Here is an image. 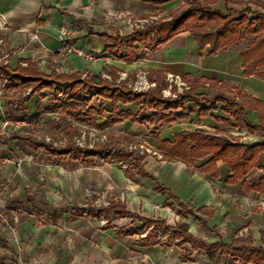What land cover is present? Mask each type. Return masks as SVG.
Instances as JSON below:
<instances>
[{"label": "crops", "instance_id": "0c3cea01", "mask_svg": "<svg viewBox=\"0 0 264 264\" xmlns=\"http://www.w3.org/2000/svg\"><path fill=\"white\" fill-rule=\"evenodd\" d=\"M223 1L234 10L250 8L249 4L237 5L228 0L210 1L208 5L219 8ZM178 4L182 5L177 0L163 5H154L150 0H0V74L8 76L1 68L10 72L34 69L55 82L50 90L36 94L43 97L48 91L52 95L46 105L37 102L29 111V102L26 104L25 115L42 122L41 126L11 133L2 138L10 139L6 142L0 138L9 147L11 157L28 161L19 173L12 165L0 169V264H243L227 254L228 247L249 244L264 249V194L247 190L264 176V151L257 153L259 168L229 183L231 174L225 163L215 162L217 178H211L196 171L210 155L190 164L166 160L153 138L171 143L180 133L202 131L241 144L263 142L260 130L248 132L234 127L221 103L212 102L205 116H199L188 103L179 111L183 118L156 126L127 120L107 122L119 113L149 118L151 112L138 102L116 103L112 108L106 99L90 98L88 107L95 110L90 116L93 125L89 118L77 122L45 109L52 99L67 103L73 97L85 98L70 78L132 92L138 72L151 85L139 93L153 90L156 79H160V96L165 100L189 91L187 81L194 79L204 82L192 90L193 94L236 99L238 91L264 105V80L243 76L241 49L235 45L209 55L207 46L198 49L188 32L181 30L148 54L141 53L150 31L156 29L160 34L159 25ZM259 5L252 7L260 11ZM145 20L148 22L142 23ZM61 28L74 31L66 43L92 53L95 61L63 54L57 37ZM146 31L147 36L142 38L133 35ZM34 36L38 41L32 40ZM122 48L124 55L119 54ZM167 76L177 79L179 85L167 83ZM8 86L3 94L9 91ZM62 90L67 98L60 100L57 93ZM243 113L251 126L259 125L255 111L244 108ZM50 126L63 140L78 133L75 135L79 138L95 142L74 144V152L70 148L63 152L51 150L50 156L64 154L62 162L51 163L48 146L39 141V133ZM84 126L88 127L87 133ZM12 135L18 137L11 139ZM105 136L108 142L99 145ZM30 139L37 140L34 143L39 147L30 144ZM131 143L136 146L130 147ZM131 150L143 158L128 173L126 167L103 163L99 157L129 155L134 153ZM38 155L50 163L29 161ZM155 185L165 188L193 215L179 211L167 195L154 192ZM201 208L210 210V214L197 213ZM179 225L206 246H223L221 254L210 258L191 248L176 236Z\"/></svg>", "mask_w": 264, "mask_h": 264}, {"label": "trees", "instance_id": "16d2710c", "mask_svg": "<svg viewBox=\"0 0 264 264\" xmlns=\"http://www.w3.org/2000/svg\"><path fill=\"white\" fill-rule=\"evenodd\" d=\"M176 0H150L154 5H163ZM186 6L181 15L168 24H160L159 32L163 37L158 43H163L174 37L179 31H187L192 37L198 49H203L207 46L209 55L215 54L219 49H223L230 45H235L246 37H251L247 46L240 50V58L242 60V74L245 77L254 76L264 80V5H259L260 11L251 10L249 7H244L239 10L227 8L225 2L219 8H210L209 3L202 5L199 0H177ZM213 3L218 0H212ZM188 21H193V26H187ZM207 29V30H206ZM147 32H134L133 35L137 38L147 36ZM1 70L8 75L13 84L8 86V90L23 88L30 90L26 96H20L17 100H4L3 104L6 109L15 111L16 114H6L9 118L23 117L32 120L33 117L25 115L26 104L30 99L42 92L50 90L55 84L50 77H46L37 73L34 69L19 68L14 72H10L5 68ZM73 80L75 87L81 89L85 98L73 97L67 103L56 102L52 99L46 111L60 112L65 117H70L77 122H83L89 118L90 124L93 125L90 116L95 113L93 108H89L90 98L97 96L106 99L110 102L113 108L116 103L127 104L138 102L144 110L151 112L149 118L137 119L127 113H119L113 115L108 123H116L122 120H127L130 123H147L150 126L158 124H168L175 119L183 118L179 111L184 110L186 104L192 103L196 108L199 116H205L212 109V102L222 104V111L227 113L232 119L234 127L245 128L248 132L260 130L262 132L263 142L255 145H247L237 143L235 140H224L209 136L202 131H194L192 133H180L175 136L173 142L161 141L156 136H153L158 145L160 155L166 160L181 161L185 164H190L194 159H203L207 156L211 158L203 165L196 168L201 174H208L211 178H217L215 162L221 161L226 164L231 176L227 182L233 183L240 180L251 169L259 168L257 163V153L264 151V105L259 101L249 98L236 92V99L223 98L216 96L208 98L204 95H196L192 90L200 85L194 79H189L187 83L190 85V90L178 95L174 100H165L160 96V90L163 83L160 79H156V87L153 90H148L144 93H135L121 89L109 90L105 85L93 86L91 82L84 83L76 77L70 78ZM251 109L258 115L259 125L251 126L245 119L243 109ZM17 135H12L11 139L17 138ZM1 138V141H9ZM29 141V140H27ZM30 144L38 146L33 141ZM33 142V143H32ZM257 191L264 194V176L261 177L256 185H253L247 190ZM154 192L167 195L182 213L193 215L187 206L172 198L168 191L158 185H155ZM209 211V212H208ZM197 213L209 215L210 210L198 209ZM176 236H181L185 242H188L193 249L203 251L207 256H219L223 249L221 245L206 246L202 242L192 239L187 233L183 225L175 228ZM227 254L235 257L239 263L243 264H264V249L251 248L249 244H238L227 248Z\"/></svg>", "mask_w": 264, "mask_h": 264}, {"label": "rangeland", "instance_id": "374dc122", "mask_svg": "<svg viewBox=\"0 0 264 264\" xmlns=\"http://www.w3.org/2000/svg\"><path fill=\"white\" fill-rule=\"evenodd\" d=\"M199 1H200V3L202 5H205V4H207L208 2H210L212 0H199ZM228 1H230L231 3L237 4V5L249 4L250 5V9L255 10V11H258V10L254 9L252 7V5H254L255 3L256 4H260V5H264V0H228ZM185 8H187V5L186 6H182L180 4L176 5L173 9H171L167 13V16L165 17V18H167V20L164 23H162V24H168V23L172 22L174 19L178 18L181 15L182 11L185 10ZM187 23H188L187 26H193L194 25L193 21H188ZM188 30H191V29L188 28L187 31ZM160 34H162V33H160ZM250 40H251V37H246L245 40H243L242 42H240L238 44H235V46L239 47L240 49H243V48H245L247 46V44H248V42ZM6 77H8V76H6ZM8 79L11 80V78H9V77H8ZM12 83H14V82H12ZM29 92H30V90L27 91V90H24L23 88H18V89H14V90H9L6 94H3V93L0 94V100H2V102H0V104H1V112H2L1 115L6 116V114H16V112L12 111V110L6 109V111H5V106L3 104V99L6 100V101H8V100H17L20 96H24L25 94H27ZM135 93H137V92H135ZM43 94H44L43 97H39V96L35 95L29 101V103L27 104V106H28L27 110L30 111L31 108L34 106V104L37 103V102L40 103L41 105H46L47 104L46 102L49 101V99H51L52 95L48 91L43 92ZM93 105L97 106V102H94ZM5 112H6V114H5ZM62 126H63V124L61 123V127ZM87 128L88 127H85V126L83 128V130H86V133H87V130H88ZM53 130L54 129L52 128V126H50L49 129L48 128H47V130L44 129L43 132L41 131L39 133L40 134L39 135L40 136V140L39 141L48 146V151L47 152H48L49 156L51 155V152H52L51 150H53L54 152H56L57 150H59V152H63L65 149L70 148L74 152V149H75L73 147L74 144H80V143L82 144V142H83V143L88 145V144H90V143H92L94 141V140L89 139L88 137H86L83 140L82 138H79L78 136H76L78 133L77 134L76 133H71L70 137H68V139L66 141V140H63V138L60 137L59 135L55 134L56 131H53ZM43 137H47L49 139V143L48 144L45 142V139L43 140ZM30 141H31V139H30ZM34 142H38V141L34 140ZM106 142H108L107 136H105V140H103L102 143H98V144L101 145V144H105ZM129 146L130 147L136 146V144L131 143ZM73 152H72V154H73L72 156L75 155V153H73ZM132 152H134V151H132ZM124 153H126V151ZM100 155H101V156H99V157H101L100 160H102L103 163L105 162V163L119 164L120 166L126 167L127 173L131 172V170L133 169L131 166L135 167V165L139 161L138 160L139 158H141V159L143 158V156H141L140 154H137L135 152L134 153H130L129 155L128 154H122V155H104V154H100ZM63 156H64L63 153L62 154L61 153H55L54 156H50L52 158L51 163L60 162V161L62 162L63 161V158H62ZM41 157L38 155V157L36 159L33 157L31 160L29 159V161H31V163H36V164H40L43 161L44 162L49 161V159L47 160L46 158H44L42 160ZM24 158L25 157L20 158V159H22V165L20 166V168L15 169V171L17 173L21 172V170H22L23 166L25 165V163L27 164V162H28ZM84 162L90 164L89 162H86V161H84ZM49 163H50V161H49ZM133 173L134 174L136 173L135 169L133 170ZM158 233H160V231H158Z\"/></svg>", "mask_w": 264, "mask_h": 264}, {"label": "built area", "instance_id": "2783aa9c", "mask_svg": "<svg viewBox=\"0 0 264 264\" xmlns=\"http://www.w3.org/2000/svg\"><path fill=\"white\" fill-rule=\"evenodd\" d=\"M152 20V19H151ZM148 21H143L142 23H146ZM151 22V21H150ZM74 36V31L67 29V28H61L58 31L57 37L58 40L61 42V52L68 55H74L86 62H93L95 61V56L87 51H84L82 49H79L75 47L73 44L66 43L67 38ZM161 38V35L157 32L156 29H153L149 33V40L146 41L142 47H141V53L142 54H148L151 50V48L155 47L159 39ZM32 40L38 41L37 37L34 36ZM120 55H124L125 51L124 48H122L119 52ZM167 80V83H175V85H179L177 83V79L171 78L170 76H167L165 78ZM10 84V80L6 76H2L0 74V94H2L5 90V88ZM151 85L147 83L144 74L138 72L135 75V79L132 83L131 89L133 92H143L147 90ZM57 98L60 100L66 99L67 94H65L64 90L57 93ZM42 122L40 121H33L29 120L27 118L23 117H16V118H9L7 116H0V138H3L11 133H18L22 130L28 129L33 130L38 127H40ZM45 142L48 144L49 139L46 138ZM159 158V156H158ZM6 165H12L15 169L20 168L22 165V159L20 158H13L11 157V152L9 147L6 144H3L0 142V169L5 167ZM1 210V207H0Z\"/></svg>", "mask_w": 264, "mask_h": 264}]
</instances>
